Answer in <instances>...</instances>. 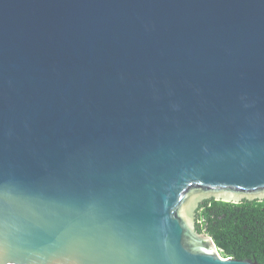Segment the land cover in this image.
<instances>
[{
	"label": "water",
	"instance_id": "obj_1",
	"mask_svg": "<svg viewBox=\"0 0 264 264\" xmlns=\"http://www.w3.org/2000/svg\"><path fill=\"white\" fill-rule=\"evenodd\" d=\"M211 197L264 199V0H0V264H263Z\"/></svg>",
	"mask_w": 264,
	"mask_h": 264
},
{
	"label": "trees",
	"instance_id": "obj_2",
	"mask_svg": "<svg viewBox=\"0 0 264 264\" xmlns=\"http://www.w3.org/2000/svg\"><path fill=\"white\" fill-rule=\"evenodd\" d=\"M196 226L215 239L223 256L264 264V199L204 198L196 209Z\"/></svg>",
	"mask_w": 264,
	"mask_h": 264
}]
</instances>
